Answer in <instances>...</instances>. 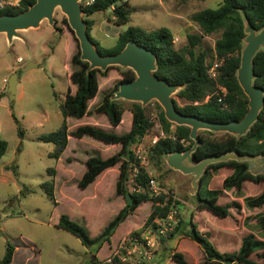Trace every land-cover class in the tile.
<instances>
[{
	"label": "rangeland",
	"instance_id": "1",
	"mask_svg": "<svg viewBox=\"0 0 264 264\" xmlns=\"http://www.w3.org/2000/svg\"><path fill=\"white\" fill-rule=\"evenodd\" d=\"M9 1L13 0H0ZM221 1L128 0L129 18L126 24L117 26L108 18L106 12H96L89 16L93 20L90 34L100 45L112 47L118 34L128 26H138L145 30L167 27L173 34L174 47L180 49L186 45L188 34L201 33V29L190 16L204 8L216 7ZM76 39L66 15L59 7L55 9L53 24L47 19L43 20L37 28L19 31V37L14 38L11 43H8L5 34L0 33V139L7 142L6 150L0 157V259L10 243L14 246V264H89L94 246L83 245L76 235L59 228L56 224L60 216L68 215L84 225L89 235L94 237L118 212L120 205H124L123 198L115 194L119 164L112 167L117 173L113 169L108 171L97 185L85 188L78 186V181L86 169L87 155L106 158L114 153L115 147L112 146H118L117 144L106 145L89 136L80 139L69 136L65 153L56 160L49 156L54 144L44 139L45 135L54 132L61 125L64 119L61 104L69 88L72 92L75 90L69 73L70 57L76 51L77 43L79 44ZM215 40L216 34L206 35L202 45L210 52ZM28 63L35 66L22 70ZM117 68L120 67L110 68L105 76L99 75V91L89 101V109L100 102L103 95L120 79ZM12 74L17 76V85L15 98L9 103L7 82ZM176 93L173 94L175 101L183 105ZM155 101L151 100L145 105L154 123L153 127L132 148L149 169L154 179L155 194L161 193L166 198L174 199L177 202V213L172 215L170 228L167 227L164 235H159L154 227L144 226L152 203H141L118 226L111 238L113 243L101 250V254L105 253L101 255L103 264H177L170 258L173 252L182 253L188 264H203L206 260L205 252L186 232L191 230V222L222 252L238 249L242 238L248 233L264 240V230L255 219L256 213H264V205L247 208L243 200L245 196L256 195L262 191L263 183L245 181L239 196L235 194L234 187L226 196L218 194L217 202L221 205L229 206L228 203L232 200L241 204L236 214L228 207L230 213L220 217L208 210L196 209L198 191L195 194L190 192L193 174H183L170 168L165 157L166 167L163 169L156 168L150 161L147 147L159 136H163ZM130 102L124 100L127 109L119 126L114 128L116 133L130 128ZM102 118L98 120L99 124ZM66 121L69 128L74 129L85 120L67 117ZM104 123L109 124L108 121ZM109 125L103 127L108 130ZM215 134L220 137L222 132ZM259 161L258 167L253 161H249L251 170L264 174V157H259ZM10 164H16V175L6 168ZM49 167L56 170V204L42 187L50 179L47 172ZM127 187L129 190L134 189L131 178L127 181ZM179 220H182L180 230L171 237L170 233ZM156 222H159L158 219ZM229 222L228 226L224 225ZM118 237L120 239L117 240ZM253 256L264 263V260Z\"/></svg>",
	"mask_w": 264,
	"mask_h": 264
},
{
	"label": "trees",
	"instance_id": "2",
	"mask_svg": "<svg viewBox=\"0 0 264 264\" xmlns=\"http://www.w3.org/2000/svg\"><path fill=\"white\" fill-rule=\"evenodd\" d=\"M34 2L35 0H18V5L1 9L0 15L19 13ZM81 5L83 18L87 22L88 35L101 54L117 53L129 40H133L155 53L157 57L155 74L170 84L182 86L176 95L182 100L183 105H179L175 101L177 109L182 113L196 115L207 120L227 122L239 120L247 112L248 98L238 83L236 73L240 65L243 38L246 35L244 32L245 21L248 20L256 30L264 26V0H222L216 7H207L194 12L190 18L199 26L201 33L188 34L186 45L180 49L174 47L173 34L167 27L145 30L138 26H128L118 34L112 47H104L90 34L93 20L89 16L100 11L106 12L108 18L115 25L126 24L129 18L128 0H93L89 4H84V0H82ZM109 8H111L110 11H108ZM64 21H66L65 18ZM211 34H216V40L214 47L208 52L203 47L202 41L204 36ZM215 61H219L220 64L217 66V76L213 78L209 69ZM70 63L69 79L75 86V90L72 92L69 88L61 104L64 119L59 128L44 136L46 141L54 144L49 156L58 160L68 145L69 136L79 139L89 136L106 145L117 144L120 146L119 150L106 158L96 155L88 156L85 161L86 169L78 181V186L87 187L105 169L119 164L115 194L123 197L122 208L94 237L89 235L84 225L72 220L66 214H62L56 224L59 228L76 235L83 245L94 246V253H96L104 243L110 241L117 227L130 214H133L141 203L149 201L152 203L144 226L150 225L158 231L159 225L156 223V219L165 220L173 210V206L177 207V202L171 197L166 198L164 194H155L149 186V180L152 179L149 169L132 148L134 144L140 143L141 139L153 127L154 123L149 117L147 106H142L139 102H130L131 125L129 130L120 133H116L111 127L107 130L104 127L91 124H80L74 129H70L66 121L67 117L82 118L85 115L100 114L106 116L112 127L118 126L127 108L124 100H111L110 96L117 90L121 82L132 80L135 77L134 71L131 68H117L121 75L120 79L103 95L100 102L89 109V101L99 91V75L105 76L110 68L118 66H109L105 70L99 68L88 70L89 63L80 58L78 43L76 51L70 57ZM253 69L256 75L254 84L264 89V48L260 49L253 57ZM155 105L158 109V121L163 136H159L154 143L149 145L147 152L148 158L156 168L163 169L166 167L164 157L168 153L190 148L193 140L189 136V126L177 125L168 121L162 107L156 101ZM18 133L21 134V131L18 130ZM199 139L200 144L193 153L196 161L209 155H221L227 152L264 157V105L259 112L258 119L251 125L247 133L239 138L227 132H222L218 137L215 132L200 130ZM6 147L7 142L0 139V157L4 154ZM250 166L249 161L235 159L209 164L199 179L196 209L208 210L216 216L225 217L230 213L228 207H231L236 214L241 208L240 202L232 200L228 203L229 206L221 205L217 202L218 194L226 196L227 192H232L230 189L234 187L235 194L239 196L244 182L248 180L264 184V174L252 171ZM6 168L11 169L14 175L17 174L16 164L7 165ZM47 172L50 179L44 182L42 187L56 204L54 199L56 170L49 167ZM221 175L225 176L221 179L219 178ZM130 178L134 185L133 190H129L127 187V181ZM243 200L247 208L261 207L264 205V189L256 195L245 196ZM255 219L264 230V213H256ZM229 224L230 222L224 225L228 226ZM181 225L182 220H179L175 229L170 233L171 237L180 230ZM197 228V225L191 222V230L186 232L200 244L205 252L206 260L203 264H264L253 258L255 255L260 258L259 260H264V240L254 234L245 235L238 249L222 252L218 250L213 241L208 239L209 237L206 238L204 233ZM135 233L138 234V232ZM161 238L164 240L163 236ZM139 240L142 241V239ZM13 254L14 246L8 243L5 253L0 259V264H11ZM170 258L177 264H188L180 252L171 253ZM89 264H103V262L94 256Z\"/></svg>",
	"mask_w": 264,
	"mask_h": 264
},
{
	"label": "water",
	"instance_id": "3",
	"mask_svg": "<svg viewBox=\"0 0 264 264\" xmlns=\"http://www.w3.org/2000/svg\"><path fill=\"white\" fill-rule=\"evenodd\" d=\"M82 0H35L27 9L16 14L0 15V33L5 34L8 43L19 37V31L37 28L43 20L54 23V12L57 7L66 15L69 27L73 30L80 47V58L89 63L88 70L99 68L105 70L109 66L117 65L121 69L131 68L135 77L123 81L117 90L110 96L111 100H127L139 102L145 106L151 100H156L163 109L165 118L177 125L190 127L189 136L193 140L190 148L184 151H173L165 156L167 165L183 174H193L191 193L199 189V179L211 163L235 159L240 161H253L257 167L260 164L259 155H239L227 152L221 155H209L196 161L193 153L200 144L199 131L227 132L237 138L247 133L251 125L258 119L260 110L264 105V89L254 84L255 73L253 57L264 48V26L256 30L248 20L245 21L243 47L241 49L240 65L237 69V80L244 94L248 98V110L239 120L227 122L212 121L196 115L184 114L175 104L173 94L182 86L170 84L165 79L159 78L157 57L155 53L133 40L114 54H101L88 35L87 22L83 18ZM111 8L108 9L110 11ZM35 66L26 64L22 70ZM17 76L12 74L7 82L9 103L15 98ZM197 190V191H196Z\"/></svg>",
	"mask_w": 264,
	"mask_h": 264
},
{
	"label": "crops",
	"instance_id": "4",
	"mask_svg": "<svg viewBox=\"0 0 264 264\" xmlns=\"http://www.w3.org/2000/svg\"><path fill=\"white\" fill-rule=\"evenodd\" d=\"M21 58V57H20ZM69 72H70V70H69ZM95 98V97H94ZM93 98V99H94ZM97 117H99L100 119L102 118V122H101V124H99L100 122L98 121V120H100V119H98ZM97 117H95V115H90V116H87V115H85V116H83L82 118H79V119H82V120H85V121H83L84 123H82V124H91V125H96V126H99V127H103L104 125H109L108 123H104V122H107L108 120H107V118H106V116L105 115H100V116H97ZM102 125V126H101ZM131 125V124H130ZM119 126V125H118ZM118 126H116V127H112L111 125H109V126H107L108 128L109 127H111L112 129H114V128H117ZM116 145V144H115ZM68 146V145H67ZM112 147H115V149H114V152H116L117 150H119V145L118 146H112ZM67 148V147H66ZM65 151H66V149H65ZM65 151L63 152V154L65 153ZM63 154L61 155V157L63 156ZM111 155V154H110ZM109 155V156H110ZM88 156H90V155H87V157ZM60 157V158H61ZM86 157V158H87ZM116 166V165H115ZM115 166H113L114 168H115ZM114 168H112V167H110V168H108V169H105L102 173H100L97 177H96V179L92 182V183H90L89 185H97V183L101 180V178L104 176V174L105 173H107L108 171H110V170H114L115 171V173H117V171H116V169H114ZM88 185V186H89ZM117 197H120L119 195L117 196ZM122 197V196H121ZM123 198V197H122ZM123 202H124V200H123ZM122 208V204L120 205V208H119V210ZM118 210V211H119ZM124 222V221H123ZM118 228V227H117ZM117 230V229H116ZM116 232V231H115ZM115 232L113 233V235L115 234ZM112 235V236H113ZM112 236H111V238H112ZM123 236V235H122ZM121 236V237H122ZM111 238H110V241L109 242H106V243H104L103 244V246L96 252V253H93L92 255V257H96L98 260H100L101 261V255H104V254H101V250L103 249V248H105V246H108L110 243L112 244L113 242L111 241ZM118 239H120V237H118L117 238V240ZM116 240V241H117ZM106 252V251H105ZM15 253V252H14ZM13 256H14V254H13ZM27 258H29V256L27 257ZM26 258V259H27ZM12 261H13V259H12ZM11 261V264H14V262H12ZM28 262V261H27Z\"/></svg>",
	"mask_w": 264,
	"mask_h": 264
},
{
	"label": "built area",
	"instance_id": "5",
	"mask_svg": "<svg viewBox=\"0 0 264 264\" xmlns=\"http://www.w3.org/2000/svg\"><path fill=\"white\" fill-rule=\"evenodd\" d=\"M92 1L93 0H84V4H89ZM16 5H18V0H13V1H9V2H0V10L5 8V7L16 6ZM18 60L20 61L21 59L18 58ZM219 63L220 62L215 61L209 69V73L213 78H216V76H217V66ZM149 186L154 192L156 191L154 188L155 186H154V179L153 178L149 180ZM176 213H177V208L175 206H173V210L171 211V213L168 215V217L165 220H159L158 219L159 222H156V223H158V225H159V228H158L159 235H164L165 231H167V227L170 228L171 221L173 219L172 215L173 214L176 215ZM156 221H157V219H156ZM108 261H110V259Z\"/></svg>",
	"mask_w": 264,
	"mask_h": 264
}]
</instances>
